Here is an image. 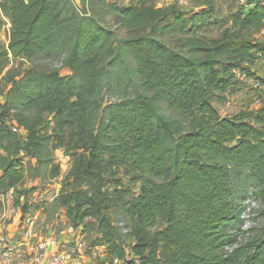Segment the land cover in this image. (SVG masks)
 <instances>
[{"label": "trees", "instance_id": "16d2710c", "mask_svg": "<svg viewBox=\"0 0 264 264\" xmlns=\"http://www.w3.org/2000/svg\"><path fill=\"white\" fill-rule=\"evenodd\" d=\"M217 1L239 5L231 27L200 38L218 24ZM239 1L204 0L189 16L147 0L103 4L101 16L89 0H0V78L11 62L32 64L11 76L0 103V196L13 191L27 213L25 160L35 180H54L64 150L71 165L54 204L96 235L90 246L105 260L264 264V234L245 239L242 218L250 198L264 208V100L225 118L214 105L236 91L237 74L256 79L264 57L247 35L264 28V0ZM172 32L186 38L185 52L160 39ZM53 60L69 74L37 64Z\"/></svg>", "mask_w": 264, "mask_h": 264}, {"label": "rangeland", "instance_id": "374dc122", "mask_svg": "<svg viewBox=\"0 0 264 264\" xmlns=\"http://www.w3.org/2000/svg\"><path fill=\"white\" fill-rule=\"evenodd\" d=\"M76 4L81 5L82 0H73ZM95 2L94 8L102 16L103 4L129 6L137 5L141 0H89ZM148 3L154 4L157 8L176 6L178 11L189 16L200 10H206L204 0H147ZM159 1L161 6H159ZM89 6L90 3H89ZM215 12L216 26L204 31L198 35L200 38L216 39L220 38L222 32L231 27L230 16L236 12L239 5L227 1H217L213 5ZM107 22H111V17L104 15ZM10 24L8 23L1 37V41L7 44V35ZM117 31L119 38L126 39L130 35L121 28L113 27ZM248 37L255 42L264 44V28L258 31H251ZM160 39L170 48L177 52H185V37L176 33H169L161 36ZM38 65L47 68L55 67L61 71L62 75H68L69 71L63 69L61 61H40ZM29 62H11L0 78V103H3L6 94L10 88L9 79L11 76H20L31 67ZM252 71L255 73V78H248L245 75L237 74L235 76L236 91H228L225 94L226 101L222 104L214 103L222 118L231 117L246 109H254L260 106V102L264 100V57H261L253 66ZM262 83V84H261ZM114 100L113 95H107L106 101ZM168 116H173L170 111H167ZM56 161L63 160L61 163V174L59 178L50 180H35L33 178L32 163L25 160V182L18 190H33L27 194L25 205L27 213H23L20 207L14 205V196L8 198L7 194L0 198V220L12 223L14 218H20V229L23 232L24 224L27 219L31 220V230L34 238L33 243H38L39 240L54 239L60 244V250L66 253L75 251L73 258L80 259L82 264H110V260H105V251L103 248H92L90 245L96 238L94 233H82L80 229H74L66 220L64 211L54 204V199L57 196L63 178L69 171L71 159L65 154L64 150H58L55 153ZM127 184L128 182L125 181ZM136 193L139 192L138 186L135 187ZM245 239L264 234V208L255 199H251L245 204ZM19 214V215H18ZM111 219L116 226L122 229L123 233L127 230V221L117 212L110 213ZM25 229V228H24ZM5 236V235H4ZM7 239V238H6ZM80 243H86V248L81 249ZM11 253L12 264H29L30 255L28 252V242L24 240L23 235L16 236L12 245L8 246Z\"/></svg>", "mask_w": 264, "mask_h": 264}, {"label": "built area", "instance_id": "2783aa9c", "mask_svg": "<svg viewBox=\"0 0 264 264\" xmlns=\"http://www.w3.org/2000/svg\"><path fill=\"white\" fill-rule=\"evenodd\" d=\"M162 1V0H161ZM240 4H245V0H240ZM159 6L161 2L159 1ZM2 115V108L0 106V117ZM1 125V123H0ZM12 129L15 133L21 134L22 129L18 128L16 125L12 126ZM59 164L63 163L62 159H59ZM8 198L12 199L14 196L13 191L7 193ZM3 196H0V198ZM250 198L248 201H250ZM247 201V202H248ZM245 212L243 213L242 218L244 219ZM31 220L27 219L23 228V237L24 240L28 242V252L30 255L29 264H82L80 259L73 258L75 251L71 253H66L60 250V244L56 243L54 239L48 240H39L38 243H33L32 239L34 238L33 232L31 230ZM79 247L81 249L86 248V243H80ZM8 242L5 236L0 235V264H12L11 253L8 250ZM54 249V250H53ZM53 250V251H52ZM110 264H121L118 259H113Z\"/></svg>", "mask_w": 264, "mask_h": 264}, {"label": "crops", "instance_id": "0c3cea01", "mask_svg": "<svg viewBox=\"0 0 264 264\" xmlns=\"http://www.w3.org/2000/svg\"><path fill=\"white\" fill-rule=\"evenodd\" d=\"M18 217L14 218L12 223L0 220V235H5V237L7 238L8 246H10V244L12 245V242L16 239V236L23 235V232H21L20 229L21 221Z\"/></svg>", "mask_w": 264, "mask_h": 264}]
</instances>
